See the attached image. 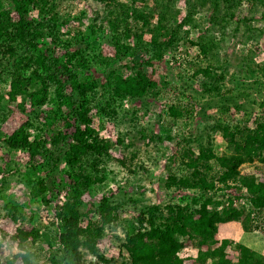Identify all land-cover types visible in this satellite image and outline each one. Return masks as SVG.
I'll return each mask as SVG.
<instances>
[{
  "label": "trees",
  "instance_id": "obj_1",
  "mask_svg": "<svg viewBox=\"0 0 264 264\" xmlns=\"http://www.w3.org/2000/svg\"><path fill=\"white\" fill-rule=\"evenodd\" d=\"M138 1L142 0H131L132 3ZM111 2L117 8V15L109 19L111 44L116 48V56L104 59L95 50L91 52L92 39L96 38L94 30L80 31L75 37L68 36V51L62 57H56L44 43L50 39L62 41L58 0H0V84L8 88L9 101L25 97L32 108L27 121L8 137L1 133V125L8 119V114L0 111V143H4L7 149L27 153L31 162L43 160L41 167L48 175L28 183L34 197L43 204L50 203L45 197L51 184L49 173L56 172L60 164L65 166L70 181L68 200L56 213L63 229L59 237L60 248L49 252V264H88L82 248L98 258L102 257L97 244L105 237L107 226L120 221V212L126 205L137 203L132 195L118 199L104 197L99 203L89 205L90 208L85 203L84 196L106 181V173L115 160L113 150L116 147L101 137L91 114L98 109L115 121L121 115L119 109L124 102L157 99L162 84L149 77L146 67L163 60L171 48L177 50L180 46L179 31L171 23L169 7L164 8L166 12H160V20L154 25L151 13H137L126 3ZM205 2L211 4V13L219 14L223 8L224 16L233 21L242 0H201L202 5ZM32 8L36 10L37 17L32 15ZM13 13L17 19L12 17ZM224 29L220 27L218 32ZM146 32L152 34L151 40L145 38ZM206 38L207 41L199 46L200 56L197 58L208 66H200L199 70L213 82L209 89L222 99L218 107L226 119L231 99L221 91L227 77L217 66L222 47L215 38ZM69 46L76 49L72 51ZM145 56L149 60L143 62ZM102 66L109 69L105 84L93 75L81 73ZM261 73L264 79V67ZM63 78H66L65 82ZM257 84L264 91V80L257 81ZM3 98L2 94L0 106ZM46 105L50 108L47 125L41 123L42 109ZM259 106L264 109V100ZM236 108L241 111L238 104ZM178 111L172 109L169 114L179 117ZM57 123L63 124L64 129L56 131L48 141V128ZM217 128L228 148L235 151V157L215 158L210 150L202 149L197 153L190 147L183 148L180 167L185 173L170 172L164 185L171 193L166 211L160 212L158 207L145 203L139 208L138 221L141 225L147 223V228L143 235L129 238L127 248L135 263L180 264V238L195 234L202 238V245L207 246V250L200 253V264H233L226 253L233 242L218 241L217 224L241 219L246 212L244 209H231L232 206L215 200L214 193L222 191V187L224 190L235 187L242 196L245 195L251 206V216L246 218V222L251 221L253 214L264 210V176H236L237 166L244 155L264 154V119L259 120L255 127H250L247 122L241 129V126L233 127L231 122L222 118L217 121ZM70 129L72 132L68 131ZM143 137L157 138L154 134H143ZM120 163L125 165L124 161ZM187 192L192 195L186 196ZM82 218L88 220L86 227L80 224ZM29 238L34 244L42 239L52 248L53 244L50 235L46 231L42 233L40 227L22 233L20 245L26 252L22 258L25 264H35V255L25 246ZM234 250L239 256L236 264H264V255L248 246L236 244Z\"/></svg>",
  "mask_w": 264,
  "mask_h": 264
},
{
  "label": "rangeland",
  "instance_id": "obj_2",
  "mask_svg": "<svg viewBox=\"0 0 264 264\" xmlns=\"http://www.w3.org/2000/svg\"><path fill=\"white\" fill-rule=\"evenodd\" d=\"M116 1L128 4L137 13H151L154 25L160 20V12H166L164 8L169 7L171 23L179 31L181 40L177 50L171 48L163 60L146 67L149 77L162 84V91L157 99L124 102L119 109L121 115L115 121L105 117L98 109L91 114L101 137L111 141L116 147L113 150L115 160L106 173V181L84 196L85 203L90 208L89 205L99 203L104 197L118 199L127 195H132L137 203L126 205L123 212H120V221L107 226L105 237L97 244L102 257L98 258L86 248L81 249L88 264H138L130 258L127 247L130 237L141 236L146 232L147 223L141 225L138 221L139 208L145 203L158 207L160 212L166 211L171 193L164 185L170 172L175 171L179 175L185 173L180 167V152L183 148L190 147L197 153L202 149L210 150L215 158L231 159L236 153L228 148L222 132L217 128V121L223 118L224 121L231 122L233 127L238 125L242 129L247 122L250 127H255L259 120L264 119V109L259 106L264 100V91L257 84V81L264 80L261 73V68L264 67V0H242L233 21L224 16L223 8L219 14L211 13V4L205 2L202 5L201 0H142L137 3H132L131 0ZM58 2L61 19L59 34L64 37L60 34L62 41L59 42L44 40L56 57H62L68 51V36L75 37L80 31L93 30L96 38L92 39L91 52L95 50L104 59L116 56V48L111 44L109 19L117 15V8L111 0ZM31 10L32 15L37 17L36 10ZM12 17L17 19L14 13ZM220 27L225 29L218 32ZM206 37L215 38L222 47L217 66L221 67L219 69L227 77L221 91L231 99L226 119L218 107L222 99L218 93L209 89L213 87V82L199 70L200 66H208L197 58L200 56L199 46L207 41ZM145 38L151 40L152 34L146 32ZM163 40L162 38L161 41ZM74 49L76 48L70 47V50ZM147 60V56L142 58L143 62ZM108 72L109 69L105 66L81 71L82 74L93 75L103 84L107 82ZM6 89L8 88L0 84V95L3 94L4 97L1 99L0 111L8 114V119L1 125L4 137L12 135L24 124L32 111L29 99L19 97L16 101H9ZM237 104L241 108L240 112L236 108ZM49 109L47 105L42 109V124H48ZM172 109L180 110L178 112L181 116H170ZM48 129L46 139L50 141L55 132L63 130L64 126L57 123ZM68 131L72 132L71 129ZM143 134H154L157 138L145 139ZM31 161L27 153L7 149L4 143H0V264H25L22 254L26 252L21 248L20 237L23 232L37 227H40L42 233L46 231L50 235L53 248L46 240L42 239L34 244L33 239L29 238L25 246L35 255V264H49V252L60 248L59 237L63 229L57 221L56 213L69 196L70 181L65 173L66 168L60 164L56 172L49 173L51 184L45 197L50 203L45 205L34 197L28 183L47 176L48 172L41 167L43 160ZM120 161H124L125 165ZM34 166L38 168L34 169ZM250 175L264 176V154L244 155L239 161L236 176ZM222 189L216 194L213 192L215 200L232 206L231 209H244L246 212L241 219L217 224L218 241L233 242L226 250L227 258L233 264L238 262V252L234 250V246L244 245L245 242H239L237 233H244L249 244L254 245L253 249L264 255V210L253 214L251 221L246 222V218L251 216V206L246 196H242L235 187L225 189L226 191L224 187ZM187 195L192 193L187 192ZM87 221L82 218L81 226L86 227ZM206 250L207 246L202 245L200 236L190 234L181 237L178 248L180 264H200V253Z\"/></svg>",
  "mask_w": 264,
  "mask_h": 264
},
{
  "label": "crops",
  "instance_id": "obj_3",
  "mask_svg": "<svg viewBox=\"0 0 264 264\" xmlns=\"http://www.w3.org/2000/svg\"><path fill=\"white\" fill-rule=\"evenodd\" d=\"M237 234H238V239L240 238V239H239V242H242V240H244V242H245L244 245H245V246H248V247H250V248L253 249L254 245L252 246V244H249L250 241H249V239L247 238V236L244 235V233H242V234H241V233H237ZM238 239H237V240H238Z\"/></svg>",
  "mask_w": 264,
  "mask_h": 264
}]
</instances>
